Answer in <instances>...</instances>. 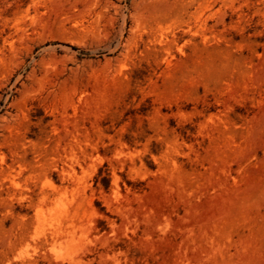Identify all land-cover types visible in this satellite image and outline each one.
Listing matches in <instances>:
<instances>
[{
  "label": "rangeland",
  "instance_id": "374dc122",
  "mask_svg": "<svg viewBox=\"0 0 264 264\" xmlns=\"http://www.w3.org/2000/svg\"><path fill=\"white\" fill-rule=\"evenodd\" d=\"M0 264H264V0H0Z\"/></svg>",
  "mask_w": 264,
  "mask_h": 264
}]
</instances>
